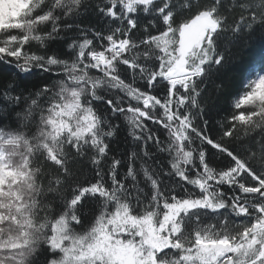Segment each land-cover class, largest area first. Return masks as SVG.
Wrapping results in <instances>:
<instances>
[{"label": "snow or ice", "instance_id": "1", "mask_svg": "<svg viewBox=\"0 0 264 264\" xmlns=\"http://www.w3.org/2000/svg\"><path fill=\"white\" fill-rule=\"evenodd\" d=\"M3 3L0 264H264V0Z\"/></svg>", "mask_w": 264, "mask_h": 264}, {"label": "trees", "instance_id": "2", "mask_svg": "<svg viewBox=\"0 0 264 264\" xmlns=\"http://www.w3.org/2000/svg\"><path fill=\"white\" fill-rule=\"evenodd\" d=\"M233 55L242 60H248L251 58L252 54L256 52L257 48L245 49L242 45L229 46Z\"/></svg>", "mask_w": 264, "mask_h": 264}, {"label": "rangeland", "instance_id": "3", "mask_svg": "<svg viewBox=\"0 0 264 264\" xmlns=\"http://www.w3.org/2000/svg\"><path fill=\"white\" fill-rule=\"evenodd\" d=\"M16 10L17 5L15 3L5 6L3 0H0V23H3L7 17L15 15Z\"/></svg>", "mask_w": 264, "mask_h": 264}]
</instances>
